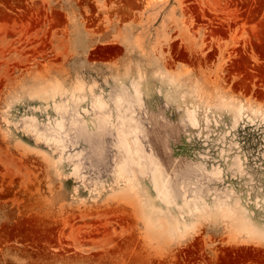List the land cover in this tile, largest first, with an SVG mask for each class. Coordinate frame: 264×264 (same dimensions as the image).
Wrapping results in <instances>:
<instances>
[{
    "label": "rangeland",
    "instance_id": "rangeland-1",
    "mask_svg": "<svg viewBox=\"0 0 264 264\" xmlns=\"http://www.w3.org/2000/svg\"><path fill=\"white\" fill-rule=\"evenodd\" d=\"M120 3L0 0V264H264V0Z\"/></svg>",
    "mask_w": 264,
    "mask_h": 264
},
{
    "label": "flooded vegetation",
    "instance_id": "flooded-vegetation-1",
    "mask_svg": "<svg viewBox=\"0 0 264 264\" xmlns=\"http://www.w3.org/2000/svg\"><path fill=\"white\" fill-rule=\"evenodd\" d=\"M90 1L93 2L94 0H90ZM110 1H111V2L117 1V2H119V3L121 2V0H110ZM114 5L118 7V6L122 5V4H121V3H120V4L115 3ZM115 14H117V13H115Z\"/></svg>",
    "mask_w": 264,
    "mask_h": 264
},
{
    "label": "bare ground",
    "instance_id": "bare-ground-1",
    "mask_svg": "<svg viewBox=\"0 0 264 264\" xmlns=\"http://www.w3.org/2000/svg\"><path fill=\"white\" fill-rule=\"evenodd\" d=\"M37 220H38V218H37ZM45 227V226H44ZM46 228V227H45ZM47 229V228H46ZM47 232V231H46ZM47 235V234H46Z\"/></svg>",
    "mask_w": 264,
    "mask_h": 264
}]
</instances>
